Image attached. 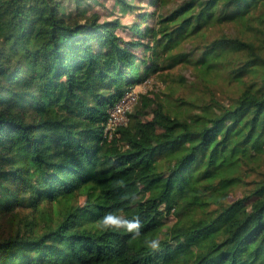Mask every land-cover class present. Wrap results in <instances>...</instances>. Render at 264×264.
<instances>
[{
    "label": "trees",
    "instance_id": "16d2710c",
    "mask_svg": "<svg viewBox=\"0 0 264 264\" xmlns=\"http://www.w3.org/2000/svg\"><path fill=\"white\" fill-rule=\"evenodd\" d=\"M108 1L0 0V264H264V0ZM178 67L237 91L159 101Z\"/></svg>",
    "mask_w": 264,
    "mask_h": 264
},
{
    "label": "rangeland",
    "instance_id": "374dc122",
    "mask_svg": "<svg viewBox=\"0 0 264 264\" xmlns=\"http://www.w3.org/2000/svg\"><path fill=\"white\" fill-rule=\"evenodd\" d=\"M146 3L147 2L145 1L143 4ZM107 4L111 6L113 4V0H109ZM98 10H100V8H98ZM223 31L229 34L230 36H234V37L244 36V30L240 27L229 26L225 28ZM221 32H222L221 29L218 31H213L215 36ZM188 48H190V46H188ZM238 62L239 60L237 59L235 61V64ZM194 71L195 70H193L192 67L190 69H186L184 67L175 68L174 70L169 71L170 72L169 78L167 79L166 83L157 77L155 79L156 83L154 81L155 86H157L159 90L162 91V94L159 95V101H164V100L174 101L173 99L174 96L184 97L187 100L195 99V98L213 97L218 100L224 101L227 100L230 96H233L234 95L233 93L237 91L235 84H228L227 81H225L224 76L223 77H220V75L219 77L215 76L212 83L211 82L203 83V82H199L197 78L194 77ZM180 76H185L188 82H186L185 84H181L180 82H177ZM173 80L174 83H172ZM150 84L151 82L149 84H144L139 87H136L133 91L136 92L137 94L140 93L141 91L148 92L149 90L147 89L149 88ZM171 89H174L171 92L172 96L170 98L164 97L163 95L165 93L168 94ZM236 194H240V193L236 191ZM232 199H234V197H232Z\"/></svg>",
    "mask_w": 264,
    "mask_h": 264
},
{
    "label": "clouds",
    "instance_id": "9594fccd",
    "mask_svg": "<svg viewBox=\"0 0 264 264\" xmlns=\"http://www.w3.org/2000/svg\"><path fill=\"white\" fill-rule=\"evenodd\" d=\"M117 187H123V181L117 180L114 182ZM123 199L135 203V198L125 194ZM94 228L100 233L120 232L123 231L130 235L132 240H136L142 235L143 224L139 217L129 219L120 214L119 211H109L94 222ZM160 241L157 238L144 241V246L151 252L155 253L160 250Z\"/></svg>",
    "mask_w": 264,
    "mask_h": 264
},
{
    "label": "built area",
    "instance_id": "2783aa9c",
    "mask_svg": "<svg viewBox=\"0 0 264 264\" xmlns=\"http://www.w3.org/2000/svg\"><path fill=\"white\" fill-rule=\"evenodd\" d=\"M147 81L145 84H149ZM144 85V84H143ZM138 94L133 90L128 92L123 100L110 112V120L105 128V133L111 140L114 136L118 137L117 129L128 122L126 113L132 109L137 101Z\"/></svg>",
    "mask_w": 264,
    "mask_h": 264
}]
</instances>
